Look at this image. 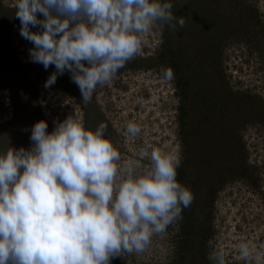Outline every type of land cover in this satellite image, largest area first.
I'll return each instance as SVG.
<instances>
[{"label":"rangeland","instance_id":"374dc122","mask_svg":"<svg viewBox=\"0 0 264 264\" xmlns=\"http://www.w3.org/2000/svg\"><path fill=\"white\" fill-rule=\"evenodd\" d=\"M171 2L184 27L154 26L130 67L83 106L69 72L44 88L55 67L29 62L33 44L20 36L15 0H0V150L30 149L36 122L46 120L51 132L53 121L69 116L90 130L106 123L118 163L137 160L141 173L150 165L142 152H172L182 164L186 150L193 165L181 184L193 192V203L143 253H123L111 264H210L213 249L225 252L226 264H254L240 258L237 246L249 242L264 253V0ZM162 68L173 70L171 80ZM178 80L187 84L184 93ZM226 87L251 101L225 99ZM184 94L190 123L181 129ZM128 121L141 126L137 136L127 133ZM181 131H188L186 140Z\"/></svg>","mask_w":264,"mask_h":264},{"label":"clouds","instance_id":"9594fccd","mask_svg":"<svg viewBox=\"0 0 264 264\" xmlns=\"http://www.w3.org/2000/svg\"><path fill=\"white\" fill-rule=\"evenodd\" d=\"M173 7L171 0H15V17L33 44L29 62L55 67L44 88L69 72L87 106L141 52L154 26L184 27ZM161 73L173 78L171 68ZM53 123L51 132L46 120L31 127L30 149L0 150V264H111L143 253L193 203L177 180V154L142 152L150 165L141 173L137 160L118 163L106 123L95 130L70 116ZM126 131L134 137L141 126L128 121ZM237 247L241 259L264 264L256 246ZM208 260L226 264L225 252L213 249Z\"/></svg>","mask_w":264,"mask_h":264},{"label":"trees","instance_id":"16d2710c","mask_svg":"<svg viewBox=\"0 0 264 264\" xmlns=\"http://www.w3.org/2000/svg\"><path fill=\"white\" fill-rule=\"evenodd\" d=\"M165 43V42H164ZM163 48H166L165 50H167V47H165V44L163 45ZM144 63V62H143ZM125 67H130V63H126ZM177 88L180 87L182 88L181 91L182 93H184L185 91V88H186V83H182L181 80H178L177 82ZM227 91L226 93L224 94L225 95V99L227 98V100L231 99V100H234L235 102H237L238 100L237 99H242L241 101H243V103H246V101L248 100L251 101L250 98L248 97H245V96H242V97H238L236 95H232L230 93V91H228V88L226 87ZM180 97H182V99H180L181 101V104H180V107H179V113H180V116H179V125H180V128L183 129L186 127L189 126L188 122L190 123V121H188V117H189V113H188V105H187V99L185 97V94H184V98L183 96L181 95ZM236 97V98H235ZM238 97V98H237ZM185 101V102H184ZM224 104V103H223ZM235 132V131H234ZM181 134H182V137L185 139L187 136H188V131L186 132V134H184L182 131H181ZM186 140V139H185ZM185 147H188V144L187 142L184 143ZM186 149V148H185ZM184 149V150H185ZM190 153H187L186 150H185V154H184V159H183V162L181 164V169H177V172H178V175H177V180L181 183V178L183 179L186 175V169L191 167L193 165L192 161H190L191 157H190ZM219 185V184H218ZM214 188V187H213ZM216 188V186H215ZM218 192V188L216 189H213L212 191H209V193L211 194V204L213 203L214 201V198L216 196ZM187 231L184 229V227H182V234L186 233ZM186 236H187V233H186ZM182 258V257H181ZM181 259L179 258V260L177 261V263H180Z\"/></svg>","mask_w":264,"mask_h":264}]
</instances>
